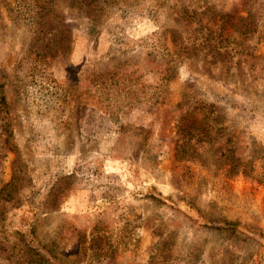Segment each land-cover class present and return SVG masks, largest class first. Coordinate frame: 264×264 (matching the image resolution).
<instances>
[{"label": "rangeland", "instance_id": "rangeland-1", "mask_svg": "<svg viewBox=\"0 0 264 264\" xmlns=\"http://www.w3.org/2000/svg\"><path fill=\"white\" fill-rule=\"evenodd\" d=\"M0 264H264V0H0Z\"/></svg>", "mask_w": 264, "mask_h": 264}]
</instances>
